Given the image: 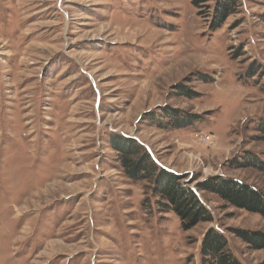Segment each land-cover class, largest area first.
Segmentation results:
<instances>
[{"label":"rangeland","instance_id":"rangeland-1","mask_svg":"<svg viewBox=\"0 0 264 264\" xmlns=\"http://www.w3.org/2000/svg\"><path fill=\"white\" fill-rule=\"evenodd\" d=\"M216 2L0 0V264H206L211 227L240 264H264L231 232H264V217L193 181L264 193V0H237L213 30ZM172 108L193 123L163 127ZM115 137L181 175L213 219L183 230L158 212Z\"/></svg>","mask_w":264,"mask_h":264},{"label":"trees","instance_id":"trees-1","mask_svg":"<svg viewBox=\"0 0 264 264\" xmlns=\"http://www.w3.org/2000/svg\"><path fill=\"white\" fill-rule=\"evenodd\" d=\"M235 5L237 0H217L211 16V29L219 28L226 17L235 10ZM165 116L166 122L163 127L171 129L186 127L193 123L195 117L175 108L167 110ZM257 129L264 133V121L257 125ZM110 144L118 153L122 170L128 178L149 181L150 195L158 212L173 211L178 216L183 230H188L199 222L213 219L195 190L181 180L182 176L161 168L141 143L134 139L115 137ZM233 164L236 166L234 162ZM253 165L262 167L254 162ZM197 179L198 176H194L193 181L196 180L195 187L198 191L213 193L230 206L264 217V193L255 187L221 174L209 175L202 180ZM231 230L252 249L264 248V232L240 228ZM199 254L201 261L206 264H240L228 248L226 236L212 227L202 236Z\"/></svg>","mask_w":264,"mask_h":264},{"label":"built area","instance_id":"built-area-1","mask_svg":"<svg viewBox=\"0 0 264 264\" xmlns=\"http://www.w3.org/2000/svg\"><path fill=\"white\" fill-rule=\"evenodd\" d=\"M201 143L205 145H213L216 141L215 135L212 132L200 133Z\"/></svg>","mask_w":264,"mask_h":264}]
</instances>
